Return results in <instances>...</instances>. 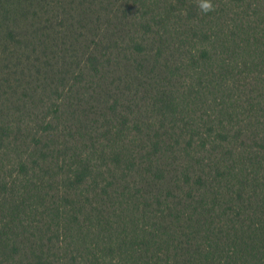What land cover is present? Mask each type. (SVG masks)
I'll use <instances>...</instances> for the list:
<instances>
[{
	"label": "trees",
	"instance_id": "16d2710c",
	"mask_svg": "<svg viewBox=\"0 0 264 264\" xmlns=\"http://www.w3.org/2000/svg\"><path fill=\"white\" fill-rule=\"evenodd\" d=\"M0 264H264V0H0Z\"/></svg>",
	"mask_w": 264,
	"mask_h": 264
},
{
	"label": "clouds",
	"instance_id": "9594fccd",
	"mask_svg": "<svg viewBox=\"0 0 264 264\" xmlns=\"http://www.w3.org/2000/svg\"><path fill=\"white\" fill-rule=\"evenodd\" d=\"M199 7L202 12H210L213 8V0H199Z\"/></svg>",
	"mask_w": 264,
	"mask_h": 264
}]
</instances>
